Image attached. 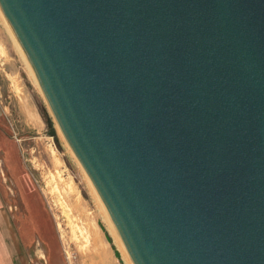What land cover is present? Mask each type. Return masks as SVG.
<instances>
[{
	"label": "water",
	"instance_id": "1",
	"mask_svg": "<svg viewBox=\"0 0 264 264\" xmlns=\"http://www.w3.org/2000/svg\"><path fill=\"white\" fill-rule=\"evenodd\" d=\"M132 264H264V0H0Z\"/></svg>",
	"mask_w": 264,
	"mask_h": 264
},
{
	"label": "rangeland",
	"instance_id": "2",
	"mask_svg": "<svg viewBox=\"0 0 264 264\" xmlns=\"http://www.w3.org/2000/svg\"><path fill=\"white\" fill-rule=\"evenodd\" d=\"M35 80L0 11V207L8 210L17 235L34 224L30 264H46L50 249L64 264H128L103 203ZM36 206L35 224L27 210Z\"/></svg>",
	"mask_w": 264,
	"mask_h": 264
},
{
	"label": "crops",
	"instance_id": "3",
	"mask_svg": "<svg viewBox=\"0 0 264 264\" xmlns=\"http://www.w3.org/2000/svg\"><path fill=\"white\" fill-rule=\"evenodd\" d=\"M4 111L0 105V114ZM8 210L0 207V264H30L33 252L31 250V240L28 235L35 233L34 224H27L24 227V238L17 235V228L12 227L8 218ZM27 213L31 214L32 219H35V224L39 220V207L28 208ZM39 226V223H37ZM27 229H30L27 231ZM34 229V231H33ZM32 230V231H31ZM37 231V230H36ZM36 252V250H33ZM50 257L46 264H64L63 259L58 258L57 254L52 253L50 249ZM54 254V255H53Z\"/></svg>",
	"mask_w": 264,
	"mask_h": 264
},
{
	"label": "bare ground",
	"instance_id": "4",
	"mask_svg": "<svg viewBox=\"0 0 264 264\" xmlns=\"http://www.w3.org/2000/svg\"><path fill=\"white\" fill-rule=\"evenodd\" d=\"M3 16V15H2ZM4 18V17H3ZM4 20H5V18H4ZM5 23H6V25H7V27H8V29L10 30V33H11V35H12V37H13V39H14V41H15V43H16V45H17V47H18V49H20V51H21V53H22V55H23V57L25 58V60L27 61V59H26V57H25V55H24V53L22 52V50H21V48H20V46H19V44H18V42L16 41V39H15V37H14V35H13V33H12V31H11V29L9 28V26H8V24H7V22H6V20H5ZM27 63H28V61H27ZM28 65H29V67H30V70L32 71V74H33V77H35V75H34V73H33V70H32V68H31V66H30V64L28 63ZM35 79H36V77H35ZM35 81H37V80H35ZM39 86V85H38ZM40 88V87H39ZM41 90V89H40ZM70 188V187H69ZM92 189H93V187H92ZM66 193V192H65ZM110 218V217H109ZM109 218L107 219V220H109ZM111 220V219H110ZM109 220V223H110V225L112 224L113 225V223H112V221H110ZM112 227V226H111ZM114 227V226H113ZM115 228V227H114ZM113 229V228H112ZM116 230V229H115ZM114 233H115V231H114ZM117 237V236H116ZM127 252V251H126ZM125 252V253H126ZM128 254V253H127ZM129 257V256H128ZM128 257L126 258L127 259V261H128V264H132V262H131V260H129L128 259ZM131 262V263H130Z\"/></svg>",
	"mask_w": 264,
	"mask_h": 264
}]
</instances>
